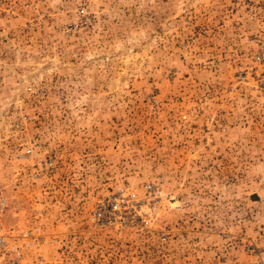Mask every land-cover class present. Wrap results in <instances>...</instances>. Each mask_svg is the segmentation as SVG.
<instances>
[{
    "label": "rangeland",
    "instance_id": "obj_1",
    "mask_svg": "<svg viewBox=\"0 0 264 264\" xmlns=\"http://www.w3.org/2000/svg\"><path fill=\"white\" fill-rule=\"evenodd\" d=\"M11 1L2 227L38 246L20 263L264 264V0Z\"/></svg>",
    "mask_w": 264,
    "mask_h": 264
},
{
    "label": "built area",
    "instance_id": "obj_2",
    "mask_svg": "<svg viewBox=\"0 0 264 264\" xmlns=\"http://www.w3.org/2000/svg\"><path fill=\"white\" fill-rule=\"evenodd\" d=\"M0 13L8 16L12 13V1L0 0ZM51 167V161L43 164V168ZM7 208V200L0 190V264H21L22 258L38 248L37 241L29 233L21 238L9 235L2 227V218ZM120 200L118 198L98 200L91 211L90 221L97 229L113 226L116 216L120 214ZM24 241H20L23 240ZM40 260V257L37 255ZM41 261V260H40Z\"/></svg>",
    "mask_w": 264,
    "mask_h": 264
}]
</instances>
